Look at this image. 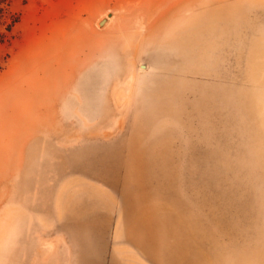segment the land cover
I'll use <instances>...</instances> for the list:
<instances>
[{
    "label": "rangeland",
    "instance_id": "1",
    "mask_svg": "<svg viewBox=\"0 0 264 264\" xmlns=\"http://www.w3.org/2000/svg\"><path fill=\"white\" fill-rule=\"evenodd\" d=\"M0 264H264V0H9Z\"/></svg>",
    "mask_w": 264,
    "mask_h": 264
},
{
    "label": "trees",
    "instance_id": "2",
    "mask_svg": "<svg viewBox=\"0 0 264 264\" xmlns=\"http://www.w3.org/2000/svg\"><path fill=\"white\" fill-rule=\"evenodd\" d=\"M9 5V0H0V16L2 15V12L4 8Z\"/></svg>",
    "mask_w": 264,
    "mask_h": 264
},
{
    "label": "bare ground",
    "instance_id": "3",
    "mask_svg": "<svg viewBox=\"0 0 264 264\" xmlns=\"http://www.w3.org/2000/svg\"><path fill=\"white\" fill-rule=\"evenodd\" d=\"M195 26H197V25H195ZM188 27H191V31H192L193 33H195L194 30H192V29H193V25H192V26H188ZM197 28H198V26H197ZM194 29H196V28H194ZM196 31H197V30H196ZM180 34H181L182 36H189V33H187V31L184 30V29H181V30H180Z\"/></svg>",
    "mask_w": 264,
    "mask_h": 264
}]
</instances>
